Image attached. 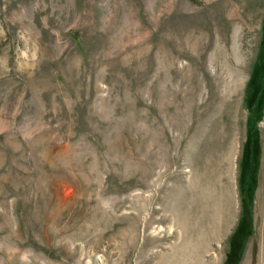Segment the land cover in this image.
I'll return each mask as SVG.
<instances>
[{
    "label": "rangeland",
    "instance_id": "1",
    "mask_svg": "<svg viewBox=\"0 0 264 264\" xmlns=\"http://www.w3.org/2000/svg\"><path fill=\"white\" fill-rule=\"evenodd\" d=\"M261 50L264 0H0V264H264Z\"/></svg>",
    "mask_w": 264,
    "mask_h": 264
},
{
    "label": "trees",
    "instance_id": "2",
    "mask_svg": "<svg viewBox=\"0 0 264 264\" xmlns=\"http://www.w3.org/2000/svg\"><path fill=\"white\" fill-rule=\"evenodd\" d=\"M260 59L262 61V67L264 68V51L261 50V56H260ZM263 78H264V73H263ZM264 87V85H263ZM264 93V91H263ZM264 95V94H263ZM252 110H254L253 106H252ZM253 119V118H252ZM250 126H251V122H250ZM249 126V127H250ZM252 130H253V127L251 126V133H252Z\"/></svg>",
    "mask_w": 264,
    "mask_h": 264
}]
</instances>
